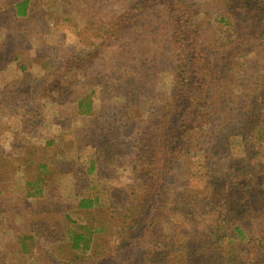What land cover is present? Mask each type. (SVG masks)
Masks as SVG:
<instances>
[{"label":"rangeland","instance_id":"rangeland-1","mask_svg":"<svg viewBox=\"0 0 264 264\" xmlns=\"http://www.w3.org/2000/svg\"><path fill=\"white\" fill-rule=\"evenodd\" d=\"M14 1L0 0V264H67L60 259L69 250L65 246L69 244L67 218L84 224L78 221L83 219L78 204L88 191L97 193L101 202L83 220L106 225L103 238L119 230L142 197L133 188L140 182L130 166L137 139L134 130L142 119H152L161 111L170 93L176 64L173 28L165 7L155 0H33L30 18L15 16ZM227 3L185 0L180 12L193 5L200 13L194 20L201 23L202 33L210 40L209 33L216 28L213 33L221 39L225 28L218 27L216 17L226 11L239 14L235 0ZM137 5L111 46L73 64L85 50L95 49L91 42L99 41L112 19L129 15ZM88 22L91 26L86 27ZM241 23L249 29L247 34L255 33L254 25L244 18ZM231 41L234 49L245 50L240 56H220L223 85L235 101L225 103L242 108L255 95L263 102L256 118L260 133L250 135L237 124L236 133L224 135L226 127L215 126V138L202 140L187 155L203 164L193 168L201 173L190 176L188 191L195 203L188 213L196 219L221 214L227 200L213 195L214 186L223 184L229 189L239 185L243 176L244 186L230 192L227 199L239 203L237 209L254 219L258 232L264 230V35L251 37L242 32ZM69 60L73 62L65 64ZM53 75L66 83L71 78L76 95L90 94L93 113H78L76 95L66 91L61 98L52 91L62 84L46 88ZM40 163L48 164L47 169L37 167ZM40 176L43 194H29L31 181ZM246 187L251 191L244 196ZM172 193L174 201L183 200L182 181ZM180 213H159L155 230L170 237L183 219ZM172 239L154 247L151 264H174L172 255H183L177 239ZM138 240L127 236L116 261L139 264ZM23 243L29 250L22 249ZM166 244L180 249L169 253ZM260 244L264 247V238Z\"/></svg>","mask_w":264,"mask_h":264},{"label":"trees","instance_id":"trees-1","mask_svg":"<svg viewBox=\"0 0 264 264\" xmlns=\"http://www.w3.org/2000/svg\"><path fill=\"white\" fill-rule=\"evenodd\" d=\"M155 1L165 7L169 26L171 27L172 24L176 64L172 87L169 95L164 98L161 111L155 113L152 119H142L139 127L136 126L134 130L137 139L133 147L134 152L130 156V166L135 173L134 179L140 182L133 188L141 191L142 197L133 206L134 211L125 215L119 230L109 234L110 237L107 235V238H103V232L107 230L106 225H92L83 220L86 219L84 215L93 212L95 206L101 202L97 193L88 191L78 204V209L83 216V219L80 218L78 221L84 224L78 225L77 220L67 218L69 228L66 232L69 244L65 242V246L69 250L67 256L60 259L67 264H80L79 262L82 264H128L123 261L118 262L116 259L127 244L124 242L127 236H136L139 238L140 254L136 255L137 259L141 260L139 264H148V262L151 264L150 255L156 253V245L166 238L169 241H173L172 238L177 239L176 242L180 244L182 250L181 257L175 253L172 255L173 260L177 261L174 264L190 262L191 264H264V247L260 244L264 238V230L259 229L255 232L254 219L245 216V210L242 208L237 209L239 206L237 201L227 199L230 192L244 186L246 178L239 177L240 184H232L229 189L223 184L218 187L215 185L213 195L217 197L223 195L227 200L223 204L224 210L221 214L212 213L203 219L198 216L196 219L192 213H188V209H192L191 203H195L188 187L191 181L190 176L194 177L201 173V169L195 172L193 168L203 167V164L200 159L194 160L187 156L200 147L202 140L215 138V126L226 127L224 135L236 133L238 128L234 127L237 124L239 128L247 130L250 135L260 133L256 118L263 102L261 104L254 95L253 102L249 104L245 102L242 108L226 104L225 102L235 101L228 92L230 89L223 85L224 79L220 75L218 62L224 53L235 57L240 56L245 50L240 46H237V49L233 48L231 39L235 35L241 36L242 32L251 37L264 35V0H235L240 6L239 14L228 13L230 11L221 12L216 18L220 24L218 27L225 28L223 37L218 38L217 34L213 33L216 29L214 28L212 34L209 33L210 40L207 39L208 35L202 33L201 23L194 20V17H198L200 13L198 9H193V5L183 8L182 14L181 6H184L185 0L182 2L181 0ZM229 2L230 0L227 4ZM32 4L33 0H15L12 3V11L18 18H30L33 13ZM144 4L143 6H147L148 3ZM137 8L139 5L133 7L129 15L112 19L104 33L99 30L101 32L99 41L97 40L96 44L95 41L91 42L95 48L93 51L87 49L82 53L84 56L79 57L75 63L69 60L65 64L73 62L78 65L83 60H88L90 53L111 46L122 28L121 25L130 20V15L133 16ZM246 14H248L247 17ZM243 18L244 21L247 20V23L254 25V34L250 32L247 34L249 29L241 23ZM87 26H91V22H88ZM100 28H104V25ZM256 29L259 30L258 34ZM0 43H2L1 40ZM53 77L55 79L52 84L47 82L46 88L51 87L52 90L54 85L62 84L52 91L61 98L67 92L75 97L76 92L74 93L75 90L72 88L71 78L68 80L69 83H66V80H61L59 76L53 75ZM121 81L123 82V79ZM76 96L78 113L92 114L93 101L90 94L83 93ZM235 116H237L236 122H234ZM37 167H41L44 171L48 164L40 163ZM190 170L193 171L190 172ZM41 181V176L31 181L29 194H43L42 188L39 187ZM180 181L183 182V200L177 202L171 196L173 187ZM133 188L132 192L135 191ZM224 190L227 194L222 193ZM242 191L247 192L245 196L251 189L246 187ZM165 210L174 214L181 211L180 214L183 217L181 226L179 225L181 222L175 224V231L169 234L170 237L154 228L159 213ZM178 228L182 230L179 232ZM254 235L255 239L252 237ZM21 247L24 251L29 250L24 243ZM166 247L169 253L180 249L171 247V244H166Z\"/></svg>","mask_w":264,"mask_h":264}]
</instances>
